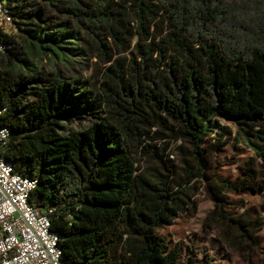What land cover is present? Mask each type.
Listing matches in <instances>:
<instances>
[{"label": "trees", "instance_id": "16d2710c", "mask_svg": "<svg viewBox=\"0 0 264 264\" xmlns=\"http://www.w3.org/2000/svg\"><path fill=\"white\" fill-rule=\"evenodd\" d=\"M6 4L20 39L0 31L4 155L38 176L30 199L54 207L66 264H118L120 244L121 264H221L193 249L181 262L182 245L160 231L197 211L202 177L222 239L257 242L262 216L231 211L227 194L249 177L209 173L208 151L226 143L225 118L264 156V0ZM180 139L192 148L176 145L185 171L174 180L168 154Z\"/></svg>", "mask_w": 264, "mask_h": 264}, {"label": "rangeland", "instance_id": "374dc122", "mask_svg": "<svg viewBox=\"0 0 264 264\" xmlns=\"http://www.w3.org/2000/svg\"><path fill=\"white\" fill-rule=\"evenodd\" d=\"M8 34L16 36L18 39L20 30L18 26L10 25L6 29ZM76 57V56H75ZM78 58L76 57V60ZM79 68V67H78ZM84 77L91 75L93 69L84 68ZM224 124L229 125L226 129V143L216 148L212 146L209 155V173L216 172L231 181H242L249 177L250 188L243 191H228L231 200L229 209L239 212L249 209L254 216H262L264 220V156L257 152L248 144L239 126L225 118H221ZM258 128V126L255 127ZM224 138V139H225ZM214 140V139H212ZM264 142V141H263ZM180 143L184 150L192 148L188 140H178L172 143L171 151L168 154L170 164L175 165L176 172L174 180L181 178L185 171L184 154L176 145ZM254 167L256 172L250 169ZM254 173L253 176H249ZM199 188L194 195L198 207L194 214L182 212L172 223L160 228V231L168 237L171 243H180L183 247L181 262L186 256L196 252L200 258L212 257L214 261L221 264H264V224L256 232L257 242L249 246L234 248L226 243L219 232L218 224L208 218L209 213L215 207V201L208 191L206 179L201 178L197 183ZM252 186H256L257 190ZM127 255L122 244L113 248L114 260L121 264V259Z\"/></svg>", "mask_w": 264, "mask_h": 264}, {"label": "built area", "instance_id": "2783aa9c", "mask_svg": "<svg viewBox=\"0 0 264 264\" xmlns=\"http://www.w3.org/2000/svg\"><path fill=\"white\" fill-rule=\"evenodd\" d=\"M10 25L16 26L14 16L6 0H0V31L7 33ZM5 49L0 40V50ZM10 134L9 126L0 125V264H66L62 234L52 228L54 207L30 199L38 176L16 171L4 155Z\"/></svg>", "mask_w": 264, "mask_h": 264}]
</instances>
